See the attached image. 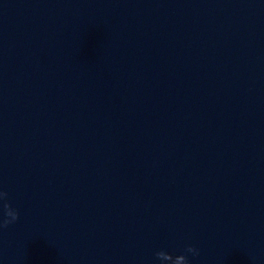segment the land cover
Returning <instances> with one entry per match:
<instances>
[{"label": "water", "instance_id": "water-1", "mask_svg": "<svg viewBox=\"0 0 264 264\" xmlns=\"http://www.w3.org/2000/svg\"><path fill=\"white\" fill-rule=\"evenodd\" d=\"M0 187V264H264V0H0Z\"/></svg>", "mask_w": 264, "mask_h": 264}, {"label": "clouds", "instance_id": "clouds-1", "mask_svg": "<svg viewBox=\"0 0 264 264\" xmlns=\"http://www.w3.org/2000/svg\"><path fill=\"white\" fill-rule=\"evenodd\" d=\"M0 230L7 228L20 218L18 208L14 207L9 199V192L0 187ZM200 255V249L194 244H187L182 251L174 253L161 248L154 253L153 264H192L191 257Z\"/></svg>", "mask_w": 264, "mask_h": 264}]
</instances>
